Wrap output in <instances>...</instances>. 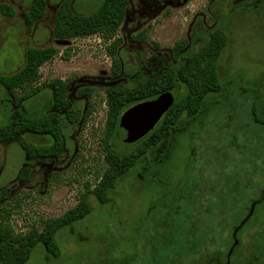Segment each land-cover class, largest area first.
Returning a JSON list of instances; mask_svg holds the SVG:
<instances>
[{"label": "rangeland", "instance_id": "obj_1", "mask_svg": "<svg viewBox=\"0 0 264 264\" xmlns=\"http://www.w3.org/2000/svg\"><path fill=\"white\" fill-rule=\"evenodd\" d=\"M33 1L0 0V76L23 66L28 47H53L56 54L39 68L33 85L39 89L28 99L16 102L25 92L0 85V126L18 113L48 115L54 79L65 81L74 117L61 115L58 158L30 159L19 145L50 144L48 135L24 133L0 143V221L24 234L40 231L48 219L80 200L91 210L56 231L55 255L38 243L25 264H216L199 254L193 257L192 239L197 242L198 229L213 228L218 218L228 227L236 224L252 209V200H260L251 216L256 212L260 235L256 240L244 235L243 263L258 255L252 264H264V124L254 119L264 120V1L242 6L240 0H129L125 19L110 40L99 35L56 39L54 17L62 0H45L43 16L29 25L26 14ZM72 2L76 12L90 14L102 0ZM220 12H226L220 14L226 17L224 27ZM215 29H224L226 36L217 59L221 89L209 94L193 119L182 116L183 130L174 135L161 164L138 161L97 199L92 189L106 167L105 85L82 80L138 87L161 63H171L178 45L184 53L198 52L208 40L202 31ZM114 39L120 40L114 50L119 78L112 75L108 50ZM87 85L90 94L84 95ZM182 91L177 85L173 96ZM117 140L112 141L117 151L137 148V142L127 146ZM25 167L28 171L22 172ZM196 206L199 214L193 218Z\"/></svg>", "mask_w": 264, "mask_h": 264}, {"label": "trees", "instance_id": "obj_2", "mask_svg": "<svg viewBox=\"0 0 264 264\" xmlns=\"http://www.w3.org/2000/svg\"><path fill=\"white\" fill-rule=\"evenodd\" d=\"M72 1L62 0L55 12L53 36L56 39H72L91 35H99L104 40L113 39L125 19L129 5V0H102L95 11L90 14H82L74 10ZM209 1L216 2V0ZM256 1L264 0H240L238 5L249 6ZM238 5L229 7L226 17L230 16L234 7ZM45 7V0H34L26 14L27 23L30 25L40 19L44 14ZM222 13L226 12L219 13V21L224 27L226 17L222 20L220 17ZM202 32L204 33L198 34L200 36L207 35L208 40L198 52L184 53L181 51L182 47L178 45L174 50L171 63H161L160 69L150 75L144 84L135 88H126L117 84L104 86L106 118L103 149L106 167L100 180L92 189V193L97 199H103L114 187L116 180L135 166L138 161L148 160L155 165L161 164L172 146L174 135L183 130L182 116L185 115L187 120L193 119L202 109L206 99L210 96L209 94L221 89L217 59L225 45V30L215 29ZM119 42V39H114L108 47L109 54L113 57L112 75L114 78H119L121 72V65L114 57V50ZM68 51L69 48L63 51V56L66 58L69 55ZM55 54L56 50L53 47H28L23 66L15 73L0 76L1 87L9 92L16 89L23 90L25 93L15 98L16 102L28 99L39 89L38 86L33 88L40 77L39 68ZM177 85L183 86V91L179 95L173 96L172 91ZM50 86L54 110L44 117H32L26 116L25 113H18L10 122L0 126V143L13 141L24 133L48 135L51 138L50 144L31 146L21 141L19 145L30 159L59 157L62 148L60 118L61 115H65L66 118L72 120L74 111L71 103L67 100L69 91L65 81L54 79L50 82ZM82 92L84 95H89L90 87L87 85ZM165 93L172 95L173 103L154 128L136 141L138 144L134 150L117 151L112 141L118 139L116 128L121 113L131 105L154 99ZM253 114L255 116V112ZM254 119L256 122L264 124V120H258L256 116ZM124 144L130 146L133 143ZM27 171L26 167L22 170V172ZM24 174L27 175V173ZM90 210V205L85 200H80L77 205L62 215L48 219L40 231L33 228L24 234L14 233L8 223L0 221V264H25L30 257L31 250L38 243H41L47 252L55 255L58 249L54 240L56 231L83 218ZM249 219L252 221L248 227L244 228ZM238 221L228 227L222 224L221 218H218L215 220L213 228H204L203 230L199 228L197 242L194 238L191 242L193 257L197 253L200 255V259L207 258L210 259L208 261L213 260L216 264H226L227 261L228 264H252L258 259V255H251L247 262L243 263L247 243L244 235H249L251 239L256 240L260 231L247 233L243 231L257 227L259 220L255 212L253 217H247L244 224L237 225ZM235 226L238 232L233 235L232 231L236 229ZM224 243L227 245L223 247ZM209 245L213 247L206 250Z\"/></svg>", "mask_w": 264, "mask_h": 264}, {"label": "water", "instance_id": "obj_3", "mask_svg": "<svg viewBox=\"0 0 264 264\" xmlns=\"http://www.w3.org/2000/svg\"><path fill=\"white\" fill-rule=\"evenodd\" d=\"M82 81L107 86L117 83V81ZM172 103V95L170 93H165L154 99L141 101L131 105L121 113L118 119L116 137L121 142L127 144L138 141L154 128ZM233 235H235V233ZM226 264H228V261Z\"/></svg>", "mask_w": 264, "mask_h": 264}, {"label": "flooded vegetation", "instance_id": "obj_4", "mask_svg": "<svg viewBox=\"0 0 264 264\" xmlns=\"http://www.w3.org/2000/svg\"><path fill=\"white\" fill-rule=\"evenodd\" d=\"M115 85V84H114ZM105 86H107V85H105ZM52 110H54V109H52ZM261 196V195H260ZM262 197V196H261ZM259 201L260 200H252V201H250L249 202V206L250 205H252V209L251 210H247V211H245V214L243 215V217H241V219L238 221V223H237V225H241V224H244V222L247 220V217L248 216H252L253 215V209L255 208V206L259 203ZM214 203H215V201H213ZM254 207V208H253ZM203 208V207H202ZM250 208H251V206H250ZM199 209L200 208H198V206H196V209H194L193 210V212H192V216H193V218H195V217H197L198 216V214H199ZM204 211H206L205 209H204ZM236 225V226H237ZM236 226L234 227V228H236ZM197 228V226L195 225V224H192V231H194L195 229ZM254 231H257V227H254V229H253V227H252V229L251 228H249V229H244V233H246V232H254ZM233 232L234 233H237L238 232V229L236 228V229H233ZM195 233V232H194ZM196 256H197V253L194 255V257L196 258Z\"/></svg>", "mask_w": 264, "mask_h": 264}]
</instances>
